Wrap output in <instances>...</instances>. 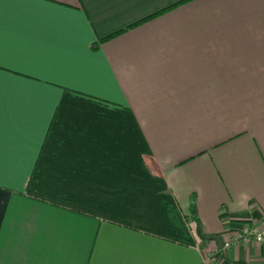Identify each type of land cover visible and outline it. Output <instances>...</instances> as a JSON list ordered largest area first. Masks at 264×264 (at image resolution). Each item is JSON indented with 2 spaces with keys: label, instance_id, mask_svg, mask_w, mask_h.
<instances>
[{
  "label": "crops",
  "instance_id": "crops-1",
  "mask_svg": "<svg viewBox=\"0 0 264 264\" xmlns=\"http://www.w3.org/2000/svg\"><path fill=\"white\" fill-rule=\"evenodd\" d=\"M263 213L264 0H0V264H197Z\"/></svg>",
  "mask_w": 264,
  "mask_h": 264
},
{
  "label": "built area",
  "instance_id": "built-area-1",
  "mask_svg": "<svg viewBox=\"0 0 264 264\" xmlns=\"http://www.w3.org/2000/svg\"><path fill=\"white\" fill-rule=\"evenodd\" d=\"M195 227V222L189 223ZM196 231V230H195ZM197 237H199L197 235ZM264 242V213L258 221V225L254 226L252 222H244L237 229L230 232L225 240H223L222 249H212L201 253V259L197 264H221V255L227 249L234 246H240L247 243H263Z\"/></svg>",
  "mask_w": 264,
  "mask_h": 264
},
{
  "label": "trees",
  "instance_id": "trees-1",
  "mask_svg": "<svg viewBox=\"0 0 264 264\" xmlns=\"http://www.w3.org/2000/svg\"><path fill=\"white\" fill-rule=\"evenodd\" d=\"M160 12H158L157 14H159ZM155 14V15H157ZM152 17V16H151ZM124 30H121V31H117L115 33H112L106 37H103V38H100V41H105L107 40L108 38L110 37H113L117 34H119L120 32H122ZM185 220L190 223V222H195V230H196V233L197 235L202 239L203 237V234L201 232V225H200V222H199V218H198V215H197V210H196V207H195V204L192 203L191 206H190V209H189V214L188 215H185Z\"/></svg>",
  "mask_w": 264,
  "mask_h": 264
}]
</instances>
